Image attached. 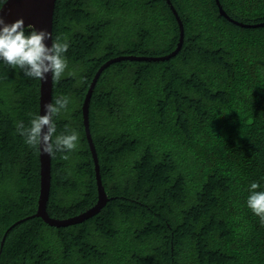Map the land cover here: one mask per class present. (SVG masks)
<instances>
[{"label":"trees","instance_id":"obj_1","mask_svg":"<svg viewBox=\"0 0 264 264\" xmlns=\"http://www.w3.org/2000/svg\"><path fill=\"white\" fill-rule=\"evenodd\" d=\"M171 0L184 26L169 60H122L100 74L89 127L108 196L94 216L55 227L37 210L39 148L16 131L38 113L40 81L0 63V264H264V226L245 206L264 186V0ZM68 67L52 102L69 104L57 132L78 146L51 155L47 212L74 216L97 201L82 103L107 60L173 51L166 0H56L52 38ZM23 221L13 225L20 219ZM4 243L1 247V241Z\"/></svg>","mask_w":264,"mask_h":264},{"label":"clouds","instance_id":"obj_2","mask_svg":"<svg viewBox=\"0 0 264 264\" xmlns=\"http://www.w3.org/2000/svg\"><path fill=\"white\" fill-rule=\"evenodd\" d=\"M9 0H0V13ZM68 43L43 28L25 24L23 17L6 21L0 15V63L22 72L24 77L43 81L60 80L68 67L65 53ZM69 98L58 96L54 103H45L42 112L30 114L25 125L16 123V131L29 148H39L45 155L70 152L78 146L75 130L57 132L55 117L67 108ZM245 206L264 226V186L253 181L248 186Z\"/></svg>","mask_w":264,"mask_h":264},{"label":"water","instance_id":"obj_3","mask_svg":"<svg viewBox=\"0 0 264 264\" xmlns=\"http://www.w3.org/2000/svg\"><path fill=\"white\" fill-rule=\"evenodd\" d=\"M55 1L56 0H9V3L5 5V11L0 13V15H3L5 20L9 22L16 18L23 17L25 24H32L38 29L43 28L49 31L52 36V20H53ZM166 1L179 24L180 37H179L177 47L173 51L167 54H164V55H159V56L119 55V56H116V57H113L107 60L105 63H103L99 67V69L95 73L90 83V86L87 90V93L85 95V98L83 100L82 108H81L83 124H84L87 141H88L91 154L94 160V164H95V173H96V182H97V191H98L96 203L93 206L87 208L86 210L74 216H71V217L62 218V219L51 217L46 209L47 201L49 198L50 186H51V155H45L39 150L40 190H39V196H38V201H37V210L34 214L27 216L26 218L41 217L47 224L51 226H55V227L68 226V225L80 223L84 221L85 219L94 216L105 205L106 201L108 200V196L102 184L98 157H97L96 149H95L92 136L90 133V127H89L90 98H91L93 89L95 87V84L101 72L106 67L111 65L112 63L119 62L122 60L164 61V60H169L170 58L174 57L179 52V50L182 47L183 40H184V26L171 0H166ZM216 3L218 5L219 12L222 16L228 18L229 20H231L232 22L236 24L245 25L242 22L232 19L225 12L219 0H216ZM261 25H264V22H261L258 24H250L247 26H261ZM50 102H52V79L51 78L40 81V97H39L40 109H39V112H42L43 105L45 103H50ZM26 218L16 221L13 225L10 226V228L14 226L15 224L23 221ZM4 238L5 236L3 237L1 241V247L4 243Z\"/></svg>","mask_w":264,"mask_h":264}]
</instances>
